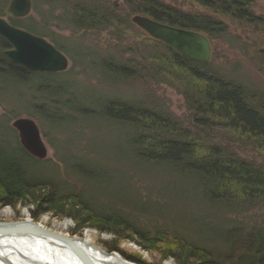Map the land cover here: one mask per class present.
I'll list each match as a JSON object with an SVG mask.
<instances>
[{
	"label": "rangeland",
	"instance_id": "rangeland-1",
	"mask_svg": "<svg viewBox=\"0 0 264 264\" xmlns=\"http://www.w3.org/2000/svg\"><path fill=\"white\" fill-rule=\"evenodd\" d=\"M153 1L189 16L210 18L217 22L221 29L212 34L176 28L196 31L209 39L211 61L207 64L195 62L210 66L225 81L244 88L257 104H264V0H249V9L257 20L253 24L215 13L195 0ZM10 2L0 0V18L18 29L44 38L68 59L65 71L52 73L57 76L37 75L27 83L10 75L0 76V137H7L13 146L18 143L40 162L39 170L32 171L36 176L56 179L63 185L68 182L80 191L86 188L85 183L71 172L73 168L82 172L90 168L91 174L87 180H91V190L86 188L87 195L98 209L116 211L129 217L139 229L149 232L166 230L171 239L177 234L213 252L234 253L233 258L239 255L241 243V239H237L241 237L235 231L245 234L255 231L264 237L263 207L208 204L201 192L192 189L183 177L166 169L139 165L128 158L121 130L92 116L91 110L98 103L119 98L172 115L184 128L196 134L184 97L176 86L155 73L153 66L144 64L142 67L145 69L138 68L141 77L128 81L110 77L100 69V63L106 59L139 65L142 56L154 52L144 47L145 43H150V39L166 45L133 22L136 16H149L131 13L125 0H60L45 4L43 0H31L30 14L14 18L6 14ZM77 3L93 5L109 14L128 18L131 25L123 28L122 36L111 30L79 28L72 16V7ZM10 19H31L30 24L35 26L38 33L15 26ZM44 87L51 91L67 90L71 94L70 99L58 96L67 117L53 122L39 117L38 105L48 104L49 92L40 90ZM19 119L35 123L46 150L45 157L34 156L23 146L19 130L14 127V122ZM208 133H200L205 137V142L223 144L239 157L264 167L263 150L232 139V134L227 131L214 128ZM34 211L24 204L0 206V224L30 222L41 230L61 236L89 239L106 254L118 255L129 264H177L173 259L161 261L159 255L144 250L133 241H123L116 246L117 249L109 250L105 243L113 239L110 233L94 228L76 232L72 219H58L50 214L34 218ZM227 240L234 243L231 248L226 244Z\"/></svg>",
	"mask_w": 264,
	"mask_h": 264
},
{
	"label": "trees",
	"instance_id": "trees-1",
	"mask_svg": "<svg viewBox=\"0 0 264 264\" xmlns=\"http://www.w3.org/2000/svg\"><path fill=\"white\" fill-rule=\"evenodd\" d=\"M54 1L60 2L43 0L44 4ZM195 1L231 19L257 23L249 9V0ZM125 4L131 13L146 15L171 26L208 34L221 29L210 18L189 16L153 0H125ZM72 16L79 28L111 30L119 36L123 35L125 26L131 25L128 18L83 3L72 7ZM30 20L10 19L13 25L38 33ZM149 41L144 47L154 52L144 53L139 65L106 59L100 63V69L110 77L128 81L141 77L138 68L145 69L144 64L153 66L155 73L176 86L184 97L196 134L184 128L172 115L119 98L98 103L91 110L92 116L121 130L128 158L139 165L166 169L183 177L192 189L201 192L208 204L264 208V167L239 157L223 144L205 142V137L200 134L216 128L230 132L234 140L264 151V104H257L244 88L225 81L210 66L190 60L159 41ZM8 48L7 41L0 37V76L10 75L22 83L37 75L57 76L33 73L10 62L4 56ZM40 90L49 95L48 104L37 107L39 117L50 122L67 117L58 96L70 99L71 94L62 89L51 91L44 87ZM67 108L72 110V107ZM8 141L7 137H0V206L29 205L35 210L32 212L34 218L50 214L58 219H72L76 232L94 228L110 233L113 239L105 243L109 250L117 249L123 241H133L144 250L159 255L161 261L173 259L177 264H264L261 233L235 231L241 237L237 238L241 243L239 255L237 253L238 256L233 258L234 253H216L177 234L171 239L166 230L139 229L129 217L116 211L105 212L92 204L86 189L91 190V180H87L90 168L84 173L73 168L71 173L86 186L78 191L68 182L63 181V185L56 179L36 176L32 171L39 170L40 162L18 143L13 146ZM225 242L230 248L234 244L231 240Z\"/></svg>",
	"mask_w": 264,
	"mask_h": 264
},
{
	"label": "water",
	"instance_id": "water-1",
	"mask_svg": "<svg viewBox=\"0 0 264 264\" xmlns=\"http://www.w3.org/2000/svg\"><path fill=\"white\" fill-rule=\"evenodd\" d=\"M31 5V0H11L6 14L14 18L26 17L31 12ZM133 22L150 36L164 42L185 57L205 64L211 61V44L203 34L172 27L143 16L134 17ZM0 36L11 46L4 55L13 63L31 72L52 74L63 72L68 68L66 56L51 43L10 25L2 18H0ZM14 127L19 130L21 143L31 154L39 158L45 157L46 150L33 121L19 119L14 122ZM24 227L41 230L30 222H21L0 224V233Z\"/></svg>",
	"mask_w": 264,
	"mask_h": 264
},
{
	"label": "bare ground",
	"instance_id": "bare-ground-1",
	"mask_svg": "<svg viewBox=\"0 0 264 264\" xmlns=\"http://www.w3.org/2000/svg\"><path fill=\"white\" fill-rule=\"evenodd\" d=\"M41 229V228H38ZM0 264H129L89 239L27 227L0 233Z\"/></svg>",
	"mask_w": 264,
	"mask_h": 264
},
{
	"label": "flooded vegetation",
	"instance_id": "flooded-vegetation-1",
	"mask_svg": "<svg viewBox=\"0 0 264 264\" xmlns=\"http://www.w3.org/2000/svg\"><path fill=\"white\" fill-rule=\"evenodd\" d=\"M168 25V24H167Z\"/></svg>",
	"mask_w": 264,
	"mask_h": 264
}]
</instances>
